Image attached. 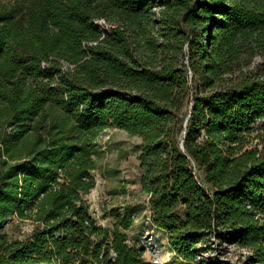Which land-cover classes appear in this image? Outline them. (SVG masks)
Returning <instances> with one entry per match:
<instances>
[{
  "label": "trees",
  "instance_id": "obj_1",
  "mask_svg": "<svg viewBox=\"0 0 264 264\" xmlns=\"http://www.w3.org/2000/svg\"><path fill=\"white\" fill-rule=\"evenodd\" d=\"M257 53L264 0H0V264H155L120 226L130 211L113 229L92 212L111 127L142 139V190L179 258L218 240L264 264ZM14 219L33 227L12 237Z\"/></svg>",
  "mask_w": 264,
  "mask_h": 264
},
{
  "label": "rangeland",
  "instance_id": "obj_2",
  "mask_svg": "<svg viewBox=\"0 0 264 264\" xmlns=\"http://www.w3.org/2000/svg\"><path fill=\"white\" fill-rule=\"evenodd\" d=\"M264 61V54L257 53L249 60L245 70ZM98 168L94 171L97 186L88 195L94 216L99 223L114 228L116 215L132 213L133 223L120 226L129 234V240L145 248V258L160 264H220L231 261L242 264L249 251L229 241L204 243L205 252L195 260H183L171 249L166 233L157 228L151 217L149 195L142 190L141 162L142 139L123 129L111 127L99 137ZM33 227L31 221L14 219L7 231L12 237H23ZM157 251H156V250Z\"/></svg>",
  "mask_w": 264,
  "mask_h": 264
},
{
  "label": "built area",
  "instance_id": "obj_3",
  "mask_svg": "<svg viewBox=\"0 0 264 264\" xmlns=\"http://www.w3.org/2000/svg\"><path fill=\"white\" fill-rule=\"evenodd\" d=\"M97 23H99V24L102 25V26H105V24H106L107 22H106L105 19H100V20L97 21ZM155 250H156V249H155ZM156 251H157V250H156ZM152 262L155 263V264H160V262H159L158 260H153Z\"/></svg>",
  "mask_w": 264,
  "mask_h": 264
}]
</instances>
